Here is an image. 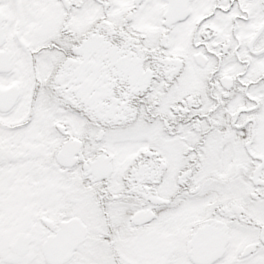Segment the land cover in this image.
Segmentation results:
<instances>
[{"label": "snow or ice", "instance_id": "6c2138e0", "mask_svg": "<svg viewBox=\"0 0 264 264\" xmlns=\"http://www.w3.org/2000/svg\"><path fill=\"white\" fill-rule=\"evenodd\" d=\"M0 264H264V0H0Z\"/></svg>", "mask_w": 264, "mask_h": 264}]
</instances>
